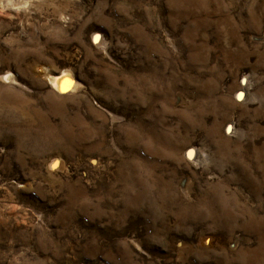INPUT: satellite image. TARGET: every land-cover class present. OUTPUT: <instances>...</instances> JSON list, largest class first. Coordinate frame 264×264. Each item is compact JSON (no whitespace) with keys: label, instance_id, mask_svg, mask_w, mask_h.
<instances>
[{"label":"rangeland","instance_id":"obj_1","mask_svg":"<svg viewBox=\"0 0 264 264\" xmlns=\"http://www.w3.org/2000/svg\"><path fill=\"white\" fill-rule=\"evenodd\" d=\"M0 264H264V0H0Z\"/></svg>","mask_w":264,"mask_h":264},{"label":"bare ground","instance_id":"obj_2","mask_svg":"<svg viewBox=\"0 0 264 264\" xmlns=\"http://www.w3.org/2000/svg\"><path fill=\"white\" fill-rule=\"evenodd\" d=\"M69 74L62 73V75L52 78V86L57 87L59 89H67V88H72L73 81L69 77ZM242 90V89H241Z\"/></svg>","mask_w":264,"mask_h":264}]
</instances>
